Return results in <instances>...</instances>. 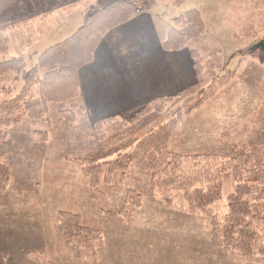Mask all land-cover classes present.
<instances>
[{
    "label": "rangeland",
    "instance_id": "rangeland-1",
    "mask_svg": "<svg viewBox=\"0 0 264 264\" xmlns=\"http://www.w3.org/2000/svg\"><path fill=\"white\" fill-rule=\"evenodd\" d=\"M145 3L137 1L136 9ZM45 7H26L25 13H44ZM176 8L181 13L201 12L206 25L202 37L222 48L232 74L214 95L181 118L171 140L177 139L181 152L241 157L246 179H264V51L252 48L250 56L240 54L264 36V0H183ZM15 12L14 19L7 13L0 21H15L20 16L19 10ZM163 15L164 22L174 14L164 9ZM171 24L181 28L178 21ZM4 26L10 29L6 33L11 49L0 53V62L20 56L26 69L36 64L35 51L41 53L80 27L67 32L62 26L50 31L33 26L28 31L32 38L25 42L18 21ZM209 72L205 70L203 76L207 78ZM22 87L23 80L14 74L0 76V99L14 96ZM66 107L51 105L48 120L23 119L0 138V162L9 167L8 183L0 188V264H35L28 254L44 250L55 264H264L262 256L216 248L209 220L178 210V199L171 203L153 196L150 175L134 161L125 169L111 168L109 162L119 154L133 151L152 126L146 125L151 118L99 141L93 130L99 120L88 122L78 109L71 122L58 113ZM233 184L226 181L221 198L211 205L220 215L228 211ZM127 189L142 195L140 205L125 199ZM59 211L79 215L81 224L98 231L101 238H90L89 249L69 245L59 229Z\"/></svg>",
    "mask_w": 264,
    "mask_h": 264
},
{
    "label": "trees",
    "instance_id": "trees-1",
    "mask_svg": "<svg viewBox=\"0 0 264 264\" xmlns=\"http://www.w3.org/2000/svg\"><path fill=\"white\" fill-rule=\"evenodd\" d=\"M35 1L0 0V20L7 13ZM137 1L97 0L85 14L82 25L65 40L41 52L30 69H26V62L20 56L0 62V76L10 72L16 79L23 80V87L17 94L0 99V138L23 119L48 120L51 105H67L58 113L71 122L77 119L76 110L81 109L86 114L78 70L93 61L96 48L109 31L132 18ZM182 1L176 0V3ZM177 21L181 28L169 30L163 48L167 51L189 50L197 76L196 84L177 96L154 99L130 118L113 116L99 120L93 129L95 138L105 140L108 133H120L145 118V121L151 118L146 125L152 126L136 141L133 151L119 154L116 160L109 162L111 168L125 169L130 161H134L150 175L153 196L171 203L178 199L180 202L175 204L178 210L198 213L209 220L211 243L216 248L264 257V179H246L241 157L181 152L171 140L181 118L214 95L232 74L224 61L222 48L215 41L202 37L206 25L200 11H185ZM11 23L0 21V53L11 49L4 26ZM252 48L263 52L264 36L240 54L250 56ZM205 70L210 71L207 78L203 76ZM3 91L7 93L10 89L4 88ZM146 125L141 129L144 130ZM100 166L94 165L95 168ZM95 171L100 173L101 169ZM8 179L9 167L0 162V188L7 185ZM228 180L234 181L233 192L228 195V211L220 215L211 205L221 198L223 185ZM124 196L128 201L133 200L132 204H141L142 195L134 189H127ZM58 222L66 243L78 249H89L92 247L90 238H101L98 231L84 227L79 215L70 211H59ZM28 257L35 264H55L47 258L45 250L30 252Z\"/></svg>",
    "mask_w": 264,
    "mask_h": 264
},
{
    "label": "crops",
    "instance_id": "crops-1",
    "mask_svg": "<svg viewBox=\"0 0 264 264\" xmlns=\"http://www.w3.org/2000/svg\"><path fill=\"white\" fill-rule=\"evenodd\" d=\"M96 1L39 0L37 4H26L18 9L20 16L15 21L23 27L27 37H24L25 42L31 40L28 31L34 28L50 31L53 26L57 29L62 26L72 32L82 25L85 14ZM159 1L147 0L144 8L136 9L130 20L109 31L96 48L93 61L78 70L88 122L94 124L96 120L113 116L130 118L154 99L177 96L196 84L197 76L189 50L167 51L163 48L172 29L171 23L177 21L182 11L176 8L174 0ZM165 1V11L174 15L163 22L164 9L160 8L165 6ZM41 5L46 6L44 13L26 15V7ZM15 11L9 14L13 19ZM13 19L10 18V22H15L11 21ZM33 54L38 57L40 51ZM176 140L172 139L178 149Z\"/></svg>",
    "mask_w": 264,
    "mask_h": 264
},
{
    "label": "built area",
    "instance_id": "built-area-1",
    "mask_svg": "<svg viewBox=\"0 0 264 264\" xmlns=\"http://www.w3.org/2000/svg\"><path fill=\"white\" fill-rule=\"evenodd\" d=\"M139 11V10H138Z\"/></svg>",
    "mask_w": 264,
    "mask_h": 264
}]
</instances>
